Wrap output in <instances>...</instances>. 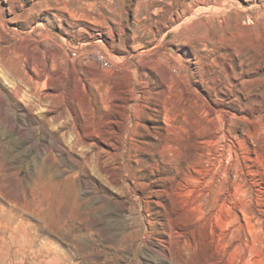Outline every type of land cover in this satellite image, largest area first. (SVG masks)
<instances>
[{
  "label": "rangeland",
  "instance_id": "obj_1",
  "mask_svg": "<svg viewBox=\"0 0 264 264\" xmlns=\"http://www.w3.org/2000/svg\"><path fill=\"white\" fill-rule=\"evenodd\" d=\"M0 264H264V0H0Z\"/></svg>",
  "mask_w": 264,
  "mask_h": 264
},
{
  "label": "built area",
  "instance_id": "obj_2",
  "mask_svg": "<svg viewBox=\"0 0 264 264\" xmlns=\"http://www.w3.org/2000/svg\"><path fill=\"white\" fill-rule=\"evenodd\" d=\"M92 54L95 61H97L101 66L106 67L109 65L107 57L100 50H97Z\"/></svg>",
  "mask_w": 264,
  "mask_h": 264
}]
</instances>
